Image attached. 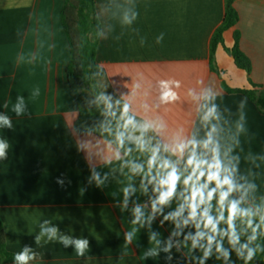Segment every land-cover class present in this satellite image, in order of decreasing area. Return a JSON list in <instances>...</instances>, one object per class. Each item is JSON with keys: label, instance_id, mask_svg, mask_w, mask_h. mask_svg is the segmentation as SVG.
<instances>
[{"label": "crops", "instance_id": "obj_1", "mask_svg": "<svg viewBox=\"0 0 264 264\" xmlns=\"http://www.w3.org/2000/svg\"><path fill=\"white\" fill-rule=\"evenodd\" d=\"M62 6V0H0V221L5 249L16 258L10 264H201L212 233L184 223L189 201L173 195L154 209L160 189L136 179L112 144L74 130ZM233 6L237 23L211 54L225 0H94L97 86L104 107L138 129L163 165L169 161L189 174L193 153L217 170L222 163L221 176L231 175L236 186L228 201L260 218L264 115L226 90L264 87V0H234ZM234 31L249 73L227 51ZM161 81L176 100L161 101ZM258 225L253 234L264 244V221ZM197 231L205 236L192 248ZM77 241L87 242L82 255ZM203 264H236L225 234H215Z\"/></svg>", "mask_w": 264, "mask_h": 264}, {"label": "trees", "instance_id": "obj_2", "mask_svg": "<svg viewBox=\"0 0 264 264\" xmlns=\"http://www.w3.org/2000/svg\"><path fill=\"white\" fill-rule=\"evenodd\" d=\"M62 1L60 19L70 51L66 66V79L74 95L77 108L74 130L80 134L96 135L112 144L122 155L136 179L151 185L155 189L162 190L158 180L167 171V168L155 155L144 135L105 108L102 103L97 86L101 71L95 60L100 25L94 10V0ZM233 2L234 0H225L222 22L211 37V54L214 53L218 45L222 44L223 32L234 27L237 23L238 16ZM238 40L239 34L234 31L233 46L227 51L235 66L249 73L250 62L238 48ZM251 86L249 90L227 89L226 91L242 94L255 105L259 113L264 115V87L254 84ZM153 157H155V164H150L149 161ZM197 157L204 159L202 155H197ZM133 166L140 167L133 170ZM202 167H205V165H202ZM178 172L181 173V180L176 185L174 195L187 200L190 195V185L184 183V177L188 174ZM203 182L202 179L200 183ZM209 188H217L218 192L220 190L215 183L209 184ZM225 206L226 201L222 197L220 202L216 198L211 199L210 214L218 216L221 212L223 213L225 217L223 229L228 233L225 234L228 240L231 235L229 222L234 224L235 233L239 237L238 242L234 246L232 245L235 250V263L245 264V260L238 257L236 249L247 244L250 248H256L259 245V250L247 264H264V244L256 238L250 240V237L254 235L253 228L259 224L260 218L258 216H243L237 213L236 218L232 220L229 212L225 210ZM201 207H204V205H201ZM248 220L252 221L251 227L248 226ZM244 254H247L246 250H244ZM14 262H16L15 256L5 249L3 228L0 221V264Z\"/></svg>", "mask_w": 264, "mask_h": 264}, {"label": "clouds", "instance_id": "obj_3", "mask_svg": "<svg viewBox=\"0 0 264 264\" xmlns=\"http://www.w3.org/2000/svg\"><path fill=\"white\" fill-rule=\"evenodd\" d=\"M162 86V92L160 99L162 102L168 103L170 101H174L177 99V95L175 92H173L169 87L166 81H161ZM125 108L128 107V105L124 106ZM16 111L19 113L21 111L20 106H16ZM215 107L209 109V112H214ZM7 123V120L4 121ZM4 147L5 145L0 143V156H3L4 154ZM178 148L181 152L184 150V145H178ZM217 161L219 162V154L217 149ZM150 164H155V157H153L150 161ZM187 165H191L192 171L187 176L184 177V183L187 185H190V195L187 197V200L189 201V217L184 221L185 224L189 222V220L196 222L197 229L201 228V225L205 229H207L209 232L212 233V235H208V247L204 248L203 250V259H207L211 256V244L212 241L215 240V234L217 233H223L228 234L223 229H220L219 223L221 221L225 220V217L223 213L221 212L218 216L214 217L210 214L211 209V199L216 198L218 202H220V198L222 197L224 201H228V197L231 194V191L235 189V185L233 184L231 175H223L221 176V172L225 171L223 164H219V170H217V164H210L207 159H202L197 157L195 153L190 155L187 160ZM202 165L208 166V167H202ZM167 168V171L164 172L163 175L160 176L158 180V184L162 186V190L160 193V197L157 202H154L153 208L155 209L156 203H167L169 199L175 194L176 185L181 180V173L178 172L176 166L172 164L169 161H165L164 165ZM140 166H133V170H136ZM211 168L212 170H209ZM203 179V183H200V181ZM217 184L219 187V192L217 188H209V184ZM227 186V187H225ZM125 193H127L128 189H124ZM201 205H204V207H201ZM181 209H183V205H181ZM225 210L229 212V216L232 220L236 218V214L240 213L242 215L247 216L248 210L247 209H241L239 207V201L237 200H231L228 201ZM137 219H139L140 209L137 208L136 210ZM173 215H179V213H175ZM169 217H165L167 220ZM260 219L264 221V216H261ZM136 221H133L135 223ZM248 226H252V221H247ZM259 225H256L255 228H253V232L255 233L257 229H259ZM229 229H230V239L229 243L230 245H235V243L238 242L239 237L235 233V226L234 224L229 222ZM52 235H55V229L50 230ZM205 236L204 231H197L195 237H190L192 243L190 247L195 248L197 240L200 238H203ZM128 240L132 239V233L128 234L127 237ZM154 239V237H153ZM189 239V237H186V240ZM255 235L250 237V240H254ZM65 243L67 241L65 240ZM86 241H77L76 247L78 254H83V249L86 247ZM217 252L222 255L225 259L228 258L229 253L223 249L222 243H217ZM244 250H246V255L244 254ZM257 250H259V245H257L256 248H250L247 244L241 245L239 249H236L237 255L239 258H243L245 260V264H247L248 261H251L256 254ZM149 255H155V251L149 253ZM219 258V257H218ZM18 260H26L27 258L23 255L17 256ZM203 259L201 260V264H203Z\"/></svg>", "mask_w": 264, "mask_h": 264}, {"label": "water", "instance_id": "obj_4", "mask_svg": "<svg viewBox=\"0 0 264 264\" xmlns=\"http://www.w3.org/2000/svg\"><path fill=\"white\" fill-rule=\"evenodd\" d=\"M89 37H90V35H89Z\"/></svg>", "mask_w": 264, "mask_h": 264}]
</instances>
